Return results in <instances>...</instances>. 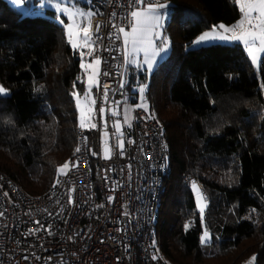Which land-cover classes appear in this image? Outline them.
Wrapping results in <instances>:
<instances>
[{
	"label": "trees",
	"instance_id": "16d2710c",
	"mask_svg": "<svg viewBox=\"0 0 264 264\" xmlns=\"http://www.w3.org/2000/svg\"><path fill=\"white\" fill-rule=\"evenodd\" d=\"M165 1L171 49L144 95L167 146L152 244L171 264H247L252 257L264 264V58L255 68L238 43L191 47L211 26L239 19L232 0ZM80 59L54 10L26 14L0 0V83L10 92L0 95V174L30 196L53 189L56 169L76 148L71 93L74 82L81 95L85 90L77 80ZM136 76L147 79L132 71L129 83ZM125 89L137 103V93ZM85 132L94 159L96 130ZM187 177L203 185L207 200L204 226L212 240L204 247Z\"/></svg>",
	"mask_w": 264,
	"mask_h": 264
},
{
	"label": "built area",
	"instance_id": "2783aa9c",
	"mask_svg": "<svg viewBox=\"0 0 264 264\" xmlns=\"http://www.w3.org/2000/svg\"><path fill=\"white\" fill-rule=\"evenodd\" d=\"M88 8L103 13L92 24L103 25L96 54L103 61L101 72L111 73L101 75L99 88L93 90L97 110L94 159L88 136L78 127L76 148L81 151L73 153L67 174L50 192L30 196L13 179L0 174V264H171L152 244L167 157L162 127L148 118L149 111L135 106L131 126L123 128L122 152L112 135L113 122L122 118L126 89L120 87V73L125 70L120 41L108 39L113 32L109 21L115 12L114 22L127 28L130 8L127 0H90ZM106 89L114 93L109 102H122L121 115L106 113L102 120L98 109L108 107L102 97ZM105 133L112 148L109 159L103 158L101 137ZM74 162H78L75 168ZM187 180L196 181L203 190L196 178ZM70 189H74L72 204L68 203ZM108 197L113 198L111 202ZM101 204L104 207L98 208Z\"/></svg>",
	"mask_w": 264,
	"mask_h": 264
},
{
	"label": "snow or ice",
	"instance_id": "6c2138e0",
	"mask_svg": "<svg viewBox=\"0 0 264 264\" xmlns=\"http://www.w3.org/2000/svg\"><path fill=\"white\" fill-rule=\"evenodd\" d=\"M11 2L18 7H26L30 3V0H11ZM232 2L240 14L239 19L232 25L219 23L211 26L209 30L202 32L192 41L191 47L197 48L215 42L238 43L242 45L251 65L259 67L261 59L264 58V0H232ZM127 6L130 8L126 17L128 21L127 28L114 22L116 13L113 12L111 14L113 19L109 21L113 32L108 34V39L120 41V54L124 65H134L137 70L144 71L147 75H150L158 63V57L162 58V54L166 53L169 48V40L167 36L164 35L165 23L168 19L167 9L169 8V4L167 2L159 3L158 0H127ZM38 7L40 9L48 7L54 10L56 22L63 26V37L66 44L70 46L74 53L79 52L81 58L79 66L83 79L81 76H78L77 80L85 83V90L81 96V94L75 90L76 83L74 82V90L71 93L79 114L78 127L81 130H84L86 127L89 129H96L97 123L94 122V116L97 114V110L95 109L96 99L93 96L92 89L99 88V77L101 75L111 76V73L108 71L101 72V64L103 61L102 58L96 54L98 44L102 42V37L99 33L103 25L97 23L93 26L92 24V19L97 15H103V13L98 10H83V8L79 6H63L62 0H38ZM157 41L160 43L157 44ZM105 50L109 49L106 47ZM138 57L141 58L138 59ZM120 77V87L123 88L127 82L124 71H121ZM146 87L145 84L138 87L140 103L136 105V107L143 108L147 112L148 105L144 99ZM7 91L8 90L3 86H0V94H6ZM34 91H42V86L34 89ZM110 94L114 95V93H110L107 89L102 93L103 103L108 105L107 108L101 106L98 109V114L102 120L106 113H109L111 117H118L121 115L118 109L122 102H109ZM131 111L132 109L130 108L123 110V124L129 127L131 126ZM148 118L155 119V114H151ZM105 127H107L106 122ZM121 127L122 124L120 120H115L112 124V128L114 129L112 135L116 140L115 147L122 152L124 149V141L121 139ZM106 137L107 133L101 137L104 153L103 158L109 159L111 157L112 148ZM128 143H133V141L129 140ZM164 147L166 148L167 146L164 145ZM80 151V147H77L74 150V155ZM166 159L167 157H165V160ZM77 166L78 162L72 163L73 168ZM67 170H69V162H65L56 169L57 179L52 186L53 188L59 184L60 176L67 174ZM190 186L195 196L196 207L200 215L202 226L199 243L204 247L209 245L212 240L210 232L204 226V212L207 207L206 197L200 190L196 181H191ZM73 191L74 189L69 190V204L74 203L72 198ZM112 199V197H108L109 202H111ZM97 207H104V205H97ZM253 211L255 210L253 209ZM191 226L192 222L186 221L184 224V231L188 232ZM39 230L40 229H36L35 231ZM153 247H155V241H153ZM157 258L158 257L155 255L152 257L153 260ZM254 260L255 257H252L247 264H253Z\"/></svg>",
	"mask_w": 264,
	"mask_h": 264
},
{
	"label": "rangeland",
	"instance_id": "374dc122",
	"mask_svg": "<svg viewBox=\"0 0 264 264\" xmlns=\"http://www.w3.org/2000/svg\"><path fill=\"white\" fill-rule=\"evenodd\" d=\"M12 5H14L12 2H11V0H8ZM165 2H167V1H160L159 3H165ZM87 3H89L88 2V0H62V4H63V6H67V7H73V6H79V7H82L83 8V10H88L87 9V7H86V4ZM168 3V2H167ZM14 6H16V5H14ZM18 9H20V10H22V11H24L26 14H39V15H43L44 13H45V10H46V8L47 9H51V8H48V7H45L44 9H40L39 7H38V0H30V3L26 6V7H18V6H16ZM53 10V9H52ZM167 13H168V19H167V21H166V23H165V28H164V35L165 36H167V38H168V40H169V48H168V51L166 52V53H164V54H162V58L161 59H163V58H165L168 54H169V52H170V49H171V41H170V38H169V36H168V34H167V32H166V26H167V23H168V21H169V8L167 9ZM63 18V17H62ZM157 44H159L160 42L159 41H157L156 42ZM209 44H211V43H209ZM206 45H208V44H206ZM141 57H138V59H140ZM158 64V63H157ZM156 67H157V65L154 67V69H153V71H152V73L154 72V70L156 69ZM255 68H258V67H256V66H254ZM125 71H126V74H125V79H126V84L124 85L127 89H130L132 92H136L137 93V95H138V102L137 103H133L131 100H130V97L129 96H127L126 98H125V102H124V105H123V110L124 109H126V108H130V109H132V111H131V113H130V117H132V112H133V109H134V107L136 106V105H138L139 103H140V94H139V92H138V87L140 86V85H142V84H145L146 86H148L147 84H148V82H149V79H150V77H151V74L150 75H147L144 71H142L143 73H145L146 75H147V79L145 80H141L139 77H137L136 76V79L134 80V83L133 84H131V83H129V80H130V77H131V74H132V71H136V72H138L139 73V70H137L136 69V67L134 66V65H126V67H125V70H124V73H125ZM138 75V74H137ZM0 86H3L1 83H0ZM5 89H7L5 86H3ZM146 89H147V87H146ZM8 90V89H7ZM93 90H94V88L92 89V93H93ZM9 90L7 91V93L6 94H0L1 96H5V95H9ZM83 95V94H82ZM81 95V96H82ZM144 95H145V93H144ZM93 96H94V94H93ZM146 101V100H145ZM146 103H147V101H146ZM147 105H148V103H147ZM79 115V114H78ZM120 121H121V124H122V127H121V132H122V136H123V134H124V131H123V126H124V124H123V113H122V118L121 119H119ZM130 121H131V119H130ZM94 122H95V116H94ZM128 126V125H127ZM84 130H91V129H89V128H85ZM121 136V139L123 140V137ZM185 180H187V178L185 179ZM189 181V180H188ZM189 183H190V181H189ZM201 190V189H200ZM202 191V190H201ZM202 193H203V191H202ZM204 194V193H203ZM205 196V195H204ZM206 202H207V200H206Z\"/></svg>",
	"mask_w": 264,
	"mask_h": 264
},
{
	"label": "crops",
	"instance_id": "0c3cea01",
	"mask_svg": "<svg viewBox=\"0 0 264 264\" xmlns=\"http://www.w3.org/2000/svg\"><path fill=\"white\" fill-rule=\"evenodd\" d=\"M88 2H89V0H88ZM86 7H87V9H89L88 8V3L86 4ZM215 43H224V44H233V43H225V42H215ZM212 44V43H211ZM161 60V58L160 57H158V62ZM125 67H126V65H125ZM125 74H126V71H125ZM117 120H119V119H117ZM125 126V125H124ZM124 126H123V128H124Z\"/></svg>",
	"mask_w": 264,
	"mask_h": 264
}]
</instances>
